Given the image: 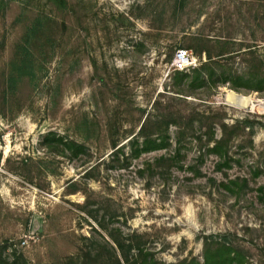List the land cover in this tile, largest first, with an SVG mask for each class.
<instances>
[{
  "label": "rangeland",
  "instance_id": "rangeland-1",
  "mask_svg": "<svg viewBox=\"0 0 264 264\" xmlns=\"http://www.w3.org/2000/svg\"><path fill=\"white\" fill-rule=\"evenodd\" d=\"M65 2L0 0V249L8 262L118 264L112 247L125 264L117 240L143 246L159 264L202 263L203 238L219 234L244 247L250 263L263 262L264 92L189 83L207 61L199 50L217 59L218 41L234 51L221 60L232 74L246 72L252 54L264 61V0ZM36 19L33 49L36 41L44 48L36 77L6 91L15 45ZM178 49L195 60L182 95L172 68ZM48 133L85 153L58 155L44 146ZM136 135L163 137L165 148L129 158ZM217 142L223 157L210 152ZM112 143L122 146L118 158Z\"/></svg>",
  "mask_w": 264,
  "mask_h": 264
},
{
  "label": "trees",
  "instance_id": "trees-1",
  "mask_svg": "<svg viewBox=\"0 0 264 264\" xmlns=\"http://www.w3.org/2000/svg\"><path fill=\"white\" fill-rule=\"evenodd\" d=\"M48 1L58 8H64L66 5L65 0ZM41 30V20L36 19L26 30L27 32L21 38L20 42L15 45V54L13 60L10 63L11 69L6 79V91L10 90L13 92L17 88L18 83L25 79L32 81L36 77L37 70L39 69V61L37 57L44 48L42 47L43 45L36 41L35 46L39 49V51L36 52L35 48L33 49V41H31V38L36 37V34L40 33ZM217 43L221 44V48H224L223 52L216 54L215 58L217 59H213L214 57L210 52L199 50V54L202 51L205 52L207 61L202 63L197 68L192 69V72L195 75L189 83L190 86L206 87L208 85L216 87L218 85H228L231 89L238 91L240 83H249L252 84L250 88L251 90L264 92V61L252 54L248 70L242 74H232L225 69V65L221 62V60L223 59V55L233 53L234 51L225 50L227 47L226 43L220 41ZM175 74L176 79L177 81L179 80V82H176L174 89L177 94L182 95L183 87H181V85H183V83L181 81H183L185 77H188V74H186L184 71H175ZM145 122H147V120L144 121L140 131L145 129ZM136 137L137 135L129 140V147L131 148L129 158L137 159L143 154L165 148L166 140L163 137L159 138L160 136H158L153 138L152 136L149 137L143 135L140 136V138ZM141 137H143L142 141L139 142ZM43 142L46 148L55 149L58 155L63 156L66 150L70 151L74 157L85 153L84 145L75 141H65L62 136H56L54 133L46 134ZM121 147H119L117 143H112L113 152L110 154V156H112V158H118V156L122 154ZM210 152L223 157L222 143L217 142L213 148L210 149ZM231 184L237 186L236 182H231ZM224 187L228 190H231L228 185H224ZM260 191L263 192V188H261ZM229 236V234H219L204 237L202 263L196 259H191L189 261L183 260L172 264H252L246 257L245 248L233 242ZM115 241L116 242L114 243L116 244V248L122 256L125 264H130V259H132L133 264H159L156 262L153 255L146 251L143 246H126L124 241ZM111 250H113L111 252L115 258V261L120 264L118 260H116V255L112 247ZM132 251H134V254H131ZM96 256L98 258H102L100 253ZM109 257L112 259L111 256ZM0 264L26 263L24 260H22L20 255L13 256V260L8 262V260L3 255V251L0 249ZM255 264H264V261L260 263L256 262Z\"/></svg>",
  "mask_w": 264,
  "mask_h": 264
},
{
  "label": "built area",
  "instance_id": "built-area-1",
  "mask_svg": "<svg viewBox=\"0 0 264 264\" xmlns=\"http://www.w3.org/2000/svg\"><path fill=\"white\" fill-rule=\"evenodd\" d=\"M195 64L194 57L191 52L185 49H178L173 55L172 68L174 71H185Z\"/></svg>",
  "mask_w": 264,
  "mask_h": 264
}]
</instances>
